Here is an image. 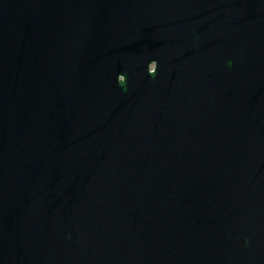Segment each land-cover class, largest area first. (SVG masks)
Segmentation results:
<instances>
[{
	"label": "water",
	"instance_id": "95a60500",
	"mask_svg": "<svg viewBox=\"0 0 264 264\" xmlns=\"http://www.w3.org/2000/svg\"><path fill=\"white\" fill-rule=\"evenodd\" d=\"M0 264H264V0H0Z\"/></svg>",
	"mask_w": 264,
	"mask_h": 264
},
{
	"label": "clouds",
	"instance_id": "9594fccd",
	"mask_svg": "<svg viewBox=\"0 0 264 264\" xmlns=\"http://www.w3.org/2000/svg\"><path fill=\"white\" fill-rule=\"evenodd\" d=\"M151 69V70H150ZM156 69H157V62L156 60H152L149 64H148V71L149 73L151 74H154L156 72ZM117 80L120 84H123L125 83L126 81V76L124 74H119L118 77H117Z\"/></svg>",
	"mask_w": 264,
	"mask_h": 264
}]
</instances>
